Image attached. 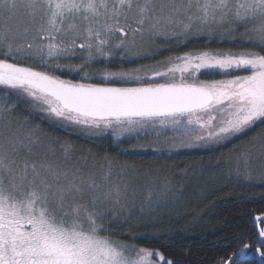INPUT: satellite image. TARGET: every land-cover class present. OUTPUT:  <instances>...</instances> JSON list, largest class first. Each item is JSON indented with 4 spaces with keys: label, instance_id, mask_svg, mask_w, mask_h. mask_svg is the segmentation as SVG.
<instances>
[{
    "label": "snow or ice",
    "instance_id": "6c2138e0",
    "mask_svg": "<svg viewBox=\"0 0 264 264\" xmlns=\"http://www.w3.org/2000/svg\"><path fill=\"white\" fill-rule=\"evenodd\" d=\"M29 118L85 143L152 137L168 155L250 137L221 167L264 185V0H0V264H174L112 230L140 238L132 221L187 175L77 154ZM253 227L264 262V216Z\"/></svg>",
    "mask_w": 264,
    "mask_h": 264
},
{
    "label": "trees",
    "instance_id": "16d2710c",
    "mask_svg": "<svg viewBox=\"0 0 264 264\" xmlns=\"http://www.w3.org/2000/svg\"><path fill=\"white\" fill-rule=\"evenodd\" d=\"M203 47L201 43L185 50H199ZM215 47L214 45L213 50ZM224 50H228L227 42ZM25 115L21 113L19 118L23 119ZM31 123L40 125L49 139L68 141L74 145L77 154L91 151L93 155H108L145 170L166 167L182 172L193 168H210V175L207 177L209 180L202 182L200 195L181 214L151 222H132L130 229L139 230L131 232V235L140 237L135 241L129 240L125 231L115 228L112 230L113 239L134 244L138 248L159 250L174 264H228L229 259L243 250L247 243L250 245L247 249L248 257L236 264H263L254 254L259 242L253 221L256 215L264 216V185L230 180L227 170L221 167L225 163L223 158L230 155L236 147L247 146L250 137L214 150L184 153L174 157L163 155L160 158V154L141 152L143 148L138 151L142 143L137 140L119 144L118 147L108 137L85 143L81 139L65 136L39 120H31ZM123 227L129 229L127 224Z\"/></svg>",
    "mask_w": 264,
    "mask_h": 264
},
{
    "label": "rangeland",
    "instance_id": "374dc122",
    "mask_svg": "<svg viewBox=\"0 0 264 264\" xmlns=\"http://www.w3.org/2000/svg\"><path fill=\"white\" fill-rule=\"evenodd\" d=\"M140 143H142V147L139 146V148L137 149L138 151L140 149L141 152H153L149 146H158L161 148H165L166 145L164 144V142H160L159 144H157V141L155 140V138L149 137L148 139H139L137 140ZM202 151H206L204 149H200V150H179L176 152L171 153V155H168L166 153L162 154V153H156V154H160V155H165L167 157H174V156H178L179 154H184V153H196V152H202ZM157 169V168H154ZM158 170H162L163 172L168 173L170 176L172 177H181L184 176L185 174L187 175V179L186 180H177L174 181L178 184H180L183 188V192L182 194L174 201V202H170L168 204L167 207H164L162 209V211H160L159 213H157L151 221L157 220L159 218H167V217H171V216H177L179 214H181V212L184 210V208L186 206H188L189 204H191L193 201H196V198L198 197V195H200L201 191V184L203 181L209 180L207 177H209L210 175V168H205V169H189L187 171V173L185 171H177V170H173L171 168H158ZM259 184V183H258ZM141 220H133L132 222H138ZM143 221H148V220H143ZM260 259V258H259ZM165 260H167L165 258ZM261 261V260H260ZM262 262V261H261ZM264 264V262H262Z\"/></svg>",
    "mask_w": 264,
    "mask_h": 264
}]
</instances>
